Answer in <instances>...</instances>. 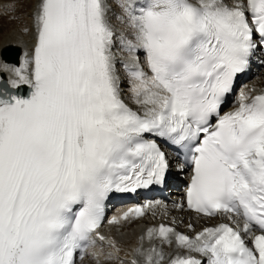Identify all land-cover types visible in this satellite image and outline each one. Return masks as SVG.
I'll use <instances>...</instances> for the list:
<instances>
[{
	"label": "snow or ice",
	"instance_id": "obj_1",
	"mask_svg": "<svg viewBox=\"0 0 264 264\" xmlns=\"http://www.w3.org/2000/svg\"><path fill=\"white\" fill-rule=\"evenodd\" d=\"M20 2L0 16L19 19ZM24 2L34 45L21 67L0 66L12 89H30L0 85V264H264V91H241L222 114L264 48V0H114L118 12L113 0ZM159 140L190 156L188 208L222 222L194 237L148 227L122 256L100 231L105 201L164 180ZM173 243L186 253L169 258Z\"/></svg>",
	"mask_w": 264,
	"mask_h": 264
},
{
	"label": "bare ground",
	"instance_id": "obj_2",
	"mask_svg": "<svg viewBox=\"0 0 264 264\" xmlns=\"http://www.w3.org/2000/svg\"><path fill=\"white\" fill-rule=\"evenodd\" d=\"M8 0H0V4L7 3ZM33 5L31 4L28 8L27 12L21 7L19 4V11L15 13V15L19 16V23H15L14 21H9L7 15L0 16V18L4 17L6 22L2 25V29L0 31V66L7 65L4 64L3 61V49L6 46H15L20 48L22 52V57L20 59L19 65L14 63H8L13 65H7L10 68H19L22 66L25 53L31 52L32 47L34 45V37L35 31L34 29L29 34H24L21 29L25 26L30 29L33 28V22L31 19ZM112 9L114 12H118L119 9L116 7L115 2L113 0ZM115 50V49H114ZM141 61H144V54L141 51L138 53ZM123 58L127 59V54H121ZM6 63V62H5ZM144 70L146 71L147 65H143ZM119 75L121 77V88H122V98L127 102L133 109L138 110V106L132 100L131 93V84L129 82V78L122 72V67L118 64ZM14 78L12 72L3 70L0 67V81L4 80L6 83L9 79ZM248 79H246L241 85V91H248L250 89L255 90V94H260L264 91V62L256 59L253 61V65L251 66V71L248 74ZM27 86V85H21ZM7 87L10 91L17 94V89H12L11 86L7 83ZM28 87V86H27ZM19 95V94H18ZM230 106L227 109L235 106L237 104V97L232 96L230 99ZM179 172V171H178ZM183 174V177L177 176L176 178L187 179L184 177V171H180L178 175ZM183 191L178 190H168L167 196L164 199L165 203H161L160 205H154L150 211L148 216L139 221H125L121 225H112V226H104L103 231L108 234L109 237L115 239L118 242V245L123 249L121 255L123 256L125 252H130L131 248L134 247L137 243L138 237L145 232L148 227H157L158 223H165L169 226L175 227L177 231H187V227L189 224L193 225L191 231H197L204 227L213 225L214 221L209 220L208 222L205 219L191 216L190 222L188 223V216L184 212L182 207H179L177 204L172 205L173 200L182 201ZM122 207L112 211L114 217L120 216V211ZM203 222V223H201ZM147 245V241H145ZM164 250L169 258H174L177 254H183L186 250L178 248L174 243L171 246L164 245ZM92 250V249H91ZM107 251V248H105ZM87 260V257L84 261ZM92 263L94 261L92 259ZM109 264H115V262H109Z\"/></svg>",
	"mask_w": 264,
	"mask_h": 264
},
{
	"label": "water",
	"instance_id": "obj_3",
	"mask_svg": "<svg viewBox=\"0 0 264 264\" xmlns=\"http://www.w3.org/2000/svg\"><path fill=\"white\" fill-rule=\"evenodd\" d=\"M3 58L5 60V62L7 63H14L17 64V59L18 56L20 55V49L15 48V47H6L3 49ZM3 86H5V84H2ZM27 89L22 88L19 89L18 91H16L17 93H20L22 95H27Z\"/></svg>",
	"mask_w": 264,
	"mask_h": 264
},
{
	"label": "rangeland",
	"instance_id": "obj_4",
	"mask_svg": "<svg viewBox=\"0 0 264 264\" xmlns=\"http://www.w3.org/2000/svg\"><path fill=\"white\" fill-rule=\"evenodd\" d=\"M19 4H21V7H23L26 12H27L28 8L31 5V3L24 2V0H21V2ZM19 21L20 20L17 19L14 22L18 24ZM4 22H6V20L4 19V17L0 18V31L2 29V25L4 24ZM83 264H93L90 256H88V259Z\"/></svg>",
	"mask_w": 264,
	"mask_h": 264
}]
</instances>
